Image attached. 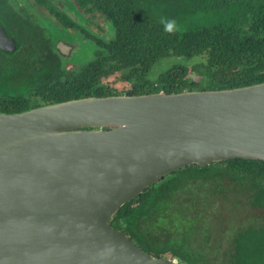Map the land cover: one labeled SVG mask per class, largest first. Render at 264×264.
Listing matches in <instances>:
<instances>
[{
  "label": "trees",
  "instance_id": "trees-1",
  "mask_svg": "<svg viewBox=\"0 0 264 264\" xmlns=\"http://www.w3.org/2000/svg\"><path fill=\"white\" fill-rule=\"evenodd\" d=\"M114 28L106 53L64 70L41 27L0 0L19 44L0 50V113L87 97L235 89L264 83V0H78ZM161 17L179 31L164 32ZM200 59L192 68L187 61ZM165 61L173 64L157 77ZM120 83V84H119ZM103 129H111L106 127ZM112 226L145 252L178 264H264V161L192 165L123 206Z\"/></svg>",
  "mask_w": 264,
  "mask_h": 264
},
{
  "label": "water",
  "instance_id": "water-1",
  "mask_svg": "<svg viewBox=\"0 0 264 264\" xmlns=\"http://www.w3.org/2000/svg\"><path fill=\"white\" fill-rule=\"evenodd\" d=\"M19 46L0 23V50ZM237 159L264 161V83L0 113V264H177L112 222L167 176Z\"/></svg>",
  "mask_w": 264,
  "mask_h": 264
},
{
  "label": "flooded vegetation",
  "instance_id": "flooded-vegetation-1",
  "mask_svg": "<svg viewBox=\"0 0 264 264\" xmlns=\"http://www.w3.org/2000/svg\"><path fill=\"white\" fill-rule=\"evenodd\" d=\"M11 7L16 18L38 24L52 40V43L62 60L64 70L73 71L97 58L98 52L106 53L99 44H109L114 37V28L104 13L83 9L78 0H5ZM97 16L103 18L109 26L111 36L103 37L101 27L96 24ZM75 45L77 48H75ZM85 46V47H84ZM80 47H88L91 56L89 61L77 66L66 67L68 55L80 54ZM75 48V49H74ZM86 54V53H85ZM81 55V54H80ZM176 261V260H174ZM177 263V261H176ZM178 264V263H177Z\"/></svg>",
  "mask_w": 264,
  "mask_h": 264
},
{
  "label": "rangeland",
  "instance_id": "rangeland-1",
  "mask_svg": "<svg viewBox=\"0 0 264 264\" xmlns=\"http://www.w3.org/2000/svg\"><path fill=\"white\" fill-rule=\"evenodd\" d=\"M65 2H67V0H64ZM96 21V24L98 25V26H100L101 27V34H102V36L103 37H106V38H109L110 36H111V31L109 30V26L107 25V23H106V21L105 20H103V18H101L100 16H97V19L95 20ZM85 47V46H84ZM75 48H77L76 47V45H75ZM74 48V49H75ZM82 48V49H81ZM80 54L79 53H77L78 55L76 56H72V53H70L69 55H68V59H70V60H68L67 62H66V67L67 68H69V67H77V66H79V65H81V64H83V63H85L86 61H89L90 60V58H91V56H87V57H84V56H86L88 53H89V48L88 47H86V48H83V47H80ZM86 53V54H85ZM200 61V59H194V60H191V61H187V62H185V64L186 65H188L190 68H192L196 63H198ZM173 64V62L172 61H165V62H163L162 64H160L159 66H158V68L156 69V72H155V74H154V77L156 78L157 77V75L161 72V71H163L164 69H166L167 67H169V66H171ZM120 84V83H119Z\"/></svg>",
  "mask_w": 264,
  "mask_h": 264
},
{
  "label": "clouds",
  "instance_id": "clouds-1",
  "mask_svg": "<svg viewBox=\"0 0 264 264\" xmlns=\"http://www.w3.org/2000/svg\"><path fill=\"white\" fill-rule=\"evenodd\" d=\"M163 25V30L169 35H174L179 31V26L175 19L161 17L159 21Z\"/></svg>",
  "mask_w": 264,
  "mask_h": 264
}]
</instances>
